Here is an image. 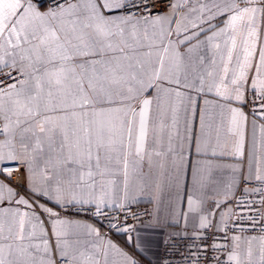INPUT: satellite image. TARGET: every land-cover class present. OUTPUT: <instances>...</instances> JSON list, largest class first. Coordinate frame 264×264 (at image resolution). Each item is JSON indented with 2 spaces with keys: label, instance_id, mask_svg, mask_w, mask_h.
<instances>
[{
  "label": "snow or ice",
  "instance_id": "6c2138e0",
  "mask_svg": "<svg viewBox=\"0 0 264 264\" xmlns=\"http://www.w3.org/2000/svg\"><path fill=\"white\" fill-rule=\"evenodd\" d=\"M0 264H264V0H0Z\"/></svg>",
  "mask_w": 264,
  "mask_h": 264
},
{
  "label": "crops",
  "instance_id": "0c3cea01",
  "mask_svg": "<svg viewBox=\"0 0 264 264\" xmlns=\"http://www.w3.org/2000/svg\"><path fill=\"white\" fill-rule=\"evenodd\" d=\"M116 238L122 242V238H120V237H116ZM149 259H151V257H149Z\"/></svg>",
  "mask_w": 264,
  "mask_h": 264
}]
</instances>
